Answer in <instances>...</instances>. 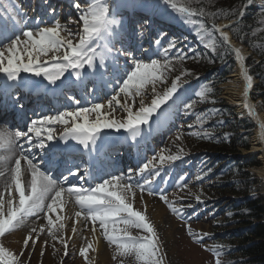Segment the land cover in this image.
Masks as SVG:
<instances>
[{
  "label": "snow or ice",
  "instance_id": "1",
  "mask_svg": "<svg viewBox=\"0 0 264 264\" xmlns=\"http://www.w3.org/2000/svg\"><path fill=\"white\" fill-rule=\"evenodd\" d=\"M170 3L171 0H165ZM247 3H253V0H247ZM77 10L80 11L79 2L76 3ZM176 8V4H172ZM181 13H192L187 6H181L177 9ZM203 13L201 12V15ZM80 21L82 22V34H79L78 42L73 43L71 37L78 33L68 32L67 37L61 36L64 30L57 21L52 27L38 28L33 31L31 29L24 30L21 40L20 34L15 30V26L10 29L8 23L0 21V73L4 74L7 81L13 84L0 85V91H7L10 88L29 87L33 90L39 87V82L29 83L31 77H43L49 84L56 85L69 69L68 73L73 75L75 80L73 83H81L85 76H91L95 79L100 78L101 85H113L115 81V95L107 102L102 104L98 102L92 103L91 107H80V101L75 96H69L76 105V110L57 111L55 114L44 115L38 119H33L27 125V131L18 130L17 127L7 125L0 127V177H5V170L8 161L15 159V164L10 169V177L5 179V188L9 190L7 197L0 194V237L13 233L18 227L26 224L28 218L43 213V218L47 220L48 231L53 240L57 239L56 231L63 230L64 224L59 223V229H55L54 221L50 214L62 210V205L67 201L62 197L66 194L68 197H74L76 205L85 213L87 219L93 222H99V226L103 229L105 238L110 243H116L120 250V255L134 254L139 264H164L159 237L156 234L154 226L148 221L145 214L134 209L131 198L135 195L134 188H140L141 191H148L149 194H155L151 188V181L145 179L143 184H138L133 180V176L143 174L146 170L154 167L152 161H148L137 170L129 169L128 173L121 175L109 174L102 182L96 183L94 187H84V183L91 184L88 179L91 175V166L84 169L81 174L79 166L68 171L67 175L56 180L50 178L49 175L43 173L33 159L28 155L32 151L26 146L33 144L41 150H49L61 155L67 154L70 159H74V152L79 151L82 146L81 163L83 161V153L87 152L91 155L94 147L97 153L105 148L106 139L100 136L102 129L128 132L130 137L139 144L146 136L155 130V126H159L162 122L161 114L165 112L169 102H174L175 93L177 92V83L180 77H176L172 81L171 87L161 95L156 91L155 85L162 82L166 73L171 68L169 52L175 47L174 44L163 49L164 60L152 59L150 63L135 61L131 70L123 69L114 63L118 60L123 50H119L115 55L112 54V45L114 44L113 32L119 27L118 21L109 17L107 5L99 7L93 6L89 10L81 12ZM225 27H231L226 25ZM221 36L225 43L228 41V35L221 29ZM100 40L106 41V52L111 56L113 63L105 61V52H97L92 47L93 42ZM5 41H8L5 44ZM159 45L160 41L157 40ZM235 54L239 60H243L239 49L235 50ZM45 57L46 59H41ZM99 57L100 63L95 61ZM180 60L185 57H178ZM92 69L90 73H82V69ZM111 67L109 73L107 69ZM243 67V66H242ZM30 74L28 79H22L21 74ZM109 78L104 79L105 76ZM245 80L248 84L245 87V94L251 85V77L245 74ZM151 84L154 93L151 103L145 104L144 93L146 87ZM59 86V85H57ZM95 84L93 85V94L95 93ZM10 95V93H8ZM124 96V103H120L119 97ZM197 95L204 97V93ZM136 97H140V107L133 110V106L127 101ZM247 107V105H245ZM191 104H186L185 108L190 109ZM107 109V110H105ZM123 110L126 116L123 119H116L113 112ZM94 114V116H93ZM155 114V120L150 123ZM166 115V114H165ZM59 124L63 126V132L59 137L53 134L55 126ZM148 126L145 132L143 127ZM191 127V125L189 126ZM35 137V140L33 139ZM21 138L25 143H20ZM179 139V137H177ZM75 141V145H70L68 141ZM55 141V143H52ZM61 141H64L61 145ZM99 141V142H98ZM16 151L19 156H16ZM21 159L26 163L25 171L31 175L30 180L25 177L22 184L21 176ZM180 156L172 155L165 158L160 156V163L166 160L175 161ZM149 175H152L149 172ZM159 175V172H156ZM69 177L81 180V186L64 187L69 183ZM87 177V179H85ZM183 179V178H182ZM26 184V187L24 186ZM14 186L18 200L12 196L11 188ZM159 197L165 203H168L167 196L164 191L159 192ZM199 200V197H197ZM169 208L173 213L178 211L177 208L169 204ZM81 212H76L79 217ZM60 217L57 216V221ZM119 223L125 225L124 229H117L114 226ZM140 229L145 235H132L128 229ZM43 231V228H41ZM75 231V229H74ZM111 232V234H110ZM122 232V236L118 235ZM189 235L194 238L196 243H200L203 236L193 233L191 228L188 229ZM33 234L39 236L35 228L24 236L23 245L26 248L30 243L34 246L37 242L33 238ZM206 235V234H205ZM65 245L64 253L68 255L67 241L60 239ZM91 247V245H89ZM87 249H81L80 254L84 256ZM215 252V250H213ZM23 252H21V255ZM215 264H221L218 253ZM43 255V249L41 250ZM0 264H22L19 257L8 250L7 247L0 245Z\"/></svg>",
  "mask_w": 264,
  "mask_h": 264
},
{
  "label": "rangeland",
  "instance_id": "2",
  "mask_svg": "<svg viewBox=\"0 0 264 264\" xmlns=\"http://www.w3.org/2000/svg\"><path fill=\"white\" fill-rule=\"evenodd\" d=\"M5 0H0V10L3 8V3ZM91 1L90 3H86L83 6L80 7V11L77 9L70 14H67V11L65 13L64 19H56V21L52 22V24L48 26H52L55 24V22H60L63 31L68 34V30L73 33H78V35H74L71 37L73 43L78 42L79 34L81 33V29L79 27V24H82L80 21L81 12L84 10H89L93 6H95L97 9L99 7H103L105 4L107 5V8L110 7V1L111 0H88ZM175 2H179L183 4L184 6H187L189 8L193 7L194 3H198L199 0H173ZM209 1H220V0H205V2ZM142 2V0H141ZM151 2V7H156L155 10H163L168 12V14L173 15L174 20H182L184 22V25L190 29L193 33V37H190V43L186 42L183 44H178L177 42L180 41V38L175 36H168L164 34H160L159 37H154L153 41L149 43L148 46H146L147 49L151 48V51L155 53L154 57L147 58V57H135L132 58L133 63L129 67L128 70H131L134 66L135 61H141L143 63H150L152 59H159L161 62L164 60L163 56V49L167 48L169 44H174L175 47L169 52V59L171 61V68L166 73V77L162 82H158L155 87L156 91L160 93L161 95L164 93V91L167 90V88L171 87L172 81L176 79V77H180V80L177 83V92L174 94L175 99H182L184 100L181 102L179 107V122L174 128V130L167 135L165 141L157 147L156 151L152 153V155L149 156L148 161H152V164L155 166L158 165H171L174 163L176 171H179L181 169V159L187 158L191 159L190 164L194 168V171L196 172L197 177H203L201 179V183H194L193 186L191 184L183 182L181 184H175L174 188L172 189V192L174 194L173 198L177 197V199H180V201H177V204L182 207V209L185 210V213H190V208L193 203L190 199H195L194 197L196 193H205L204 199L207 200V203L209 205L215 203L212 209L208 211V214L210 217L207 218V221H202L201 223L195 222V220H188L187 223H174V218L172 214L167 210L166 207H163L167 214L170 217L171 223H173L171 226H168V223L170 221L164 222V225L158 227H154L157 236L159 237V244L161 248V254L163 258L164 264H215L214 254L218 253V258L221 261V264H233V261L235 260L233 256H230L229 250L232 249L233 246H235L237 243L239 245L238 237L236 236V232L238 229H241L245 226L242 220L239 221L238 218H234L233 215L230 212V206L233 203V197L232 193L229 190V181H230V175H226L223 177H219V173L224 171L225 167H222L223 165V155L226 153L224 151L225 143L227 144V139L229 135H235L237 141H247L248 140V147H250L251 143V137L253 134V130L251 134H243L240 135L236 130H227L225 128L231 127L237 124V119L241 117V114H237L234 109H227L222 107H217V103L210 97V92L212 89H203L202 91L198 90V84L196 81H192V84L195 85V90L186 92V84H190L191 79L197 77L200 74H206L207 78L210 79L209 85H211L212 77L217 76L221 74V72L224 69L223 64L217 63V68L215 67V58H223V55L219 52L215 53V58L211 57V59L202 57L203 55L199 54L198 52L194 51V48L202 47L203 53L206 54L207 51L211 50L213 46L220 44L222 40L217 39L218 34H213L208 28H206L205 25L201 23V20L193 19L190 16H184L181 12H179L177 9L172 8L168 9L167 7H162V3H157L156 1H148V3ZM143 3H141L142 5ZM261 4H264V0H261ZM80 6V5H79ZM89 6V7H86ZM182 6V5H179ZM86 7V8H85ZM149 9L148 7H146ZM109 11V10H108ZM193 13V12H192ZM190 15H193V14ZM109 17L112 19H115L119 23V27L122 25V20H118L117 18H114L112 15ZM79 19V20H78ZM226 22V21H221ZM38 28L43 27H36L33 31L37 30ZM66 30V31H65ZM217 36V37H216ZM219 38V37H218ZM24 37L21 36V40H23ZM162 40L159 45L156 44V41ZM195 40V41H194ZM224 41V40H223ZM8 42L6 41L5 44ZM223 44V42H222ZM240 45V44H239ZM143 46V45H142ZM141 46V47H142ZM222 46V45H221ZM243 46V45H242ZM0 47H3V45H0ZM92 47L97 50V52L100 49V45H96L94 42L92 43ZM245 48V51L247 54L245 55L243 59V63H246L249 56V51ZM229 49V48H228ZM214 51V48L212 49ZM232 50V49H231ZM201 51V50H197ZM221 51L224 53L226 50L223 48ZM100 52V51H99ZM233 52V50H232ZM232 56V55H231ZM230 57L226 61L231 60ZM178 57H185V59L180 60ZM147 58V59H146ZM225 58V57H224ZM235 57L233 56V64L230 70L227 72L226 75L223 76V81L221 83V87L228 81L227 75L231 73L234 65H235ZM41 59H46L45 57H42ZM254 59V58H253ZM245 69L247 71V75L251 76L249 67L245 64ZM207 70H209L207 72ZM72 70L69 69V72ZM212 71V75H211ZM65 76H69V74H66ZM33 78V77H31ZM38 80V81H37ZM32 82H39L44 84H49L46 80L43 79V77H36V80H32ZM253 82V79H252ZM186 83V84H185ZM220 87V85L218 86ZM152 85L149 84L144 93V101L146 105H149L151 103V99L154 96V93L152 92ZM221 89V88H220ZM223 88L221 89L220 95H223ZM203 92L204 97H201L197 95V93ZM115 95V91H112L109 98L106 101H103L106 103L108 100L111 99V97ZM188 97V99H186ZM140 97H136L135 101L132 99H129L127 102L133 106V110H137L140 107ZM249 99L254 103V106L256 108L257 112L264 113V109L262 108L259 99L253 100L251 98V94H249ZM120 103H124V96L121 95L119 97ZM102 102V103H103ZM226 100H223V104H225ZM172 103V101L169 102V104ZM191 104L192 107L190 109H186L185 105ZM169 106V105H168ZM235 112V114H231L232 112ZM224 114L227 116L224 117ZM113 115L116 119H123L126 116V113L123 112V110H116L113 112ZM165 115V114H163ZM209 115H212L210 119H208ZM237 115V118H236ZM94 116V115H93ZM152 120H155V114L152 118ZM252 122V120H249V122ZM191 125V127H189ZM217 127V131H213ZM63 129L62 125H56L54 130L56 132ZM254 129V128H253ZM115 134H125L122 130L115 131L114 129L111 130ZM229 132H232L229 134ZM243 133V132H242ZM110 137V135L108 136ZM179 137V139H177ZM223 139L224 145L222 147L220 146V140ZM234 139V138H232ZM239 149L234 154H242V152L245 150L243 148L238 147ZM164 156L167 158L168 156L177 155L180 156V159H177L175 161L166 160L165 163H160V156ZM259 166L260 162L257 159H252L251 161L256 162ZM23 161V160H21ZM231 161V160H230ZM193 162H197L196 164ZM235 162V161H234ZM15 164V160L12 162V167ZM185 168H182L184 173H187L188 175H194V173L189 172ZM231 167V166H230ZM171 168V167H169ZM168 168V169H169ZM235 170L239 169L241 170V164L239 161H236L235 164ZM235 170L231 171V173H234ZM244 171L249 174L248 179L253 180L254 183L250 186V192L251 193H259V195L262 194V191L260 190V184L263 183L264 178L257 176L255 173H251L249 171V168H244ZM153 172V171H151ZM177 175V173H176ZM175 175V179H176ZM23 176V174H22ZM21 176V180L23 181ZM238 179H233V181L240 182V185H244L243 181ZM176 182V181H175ZM174 182V183H175ZM192 187V192L194 191V194H191L190 188ZM140 189V188H139ZM170 189V190H171ZM7 189H5L6 191ZM141 190V189H140ZM136 193V191L134 190ZM142 192L143 200L145 198L152 199V197L145 195L144 191H139V193ZM136 195V194H135ZM4 197H7L8 194H3ZM263 196V195H262ZM16 200H18L17 195L14 196ZM169 197V196H168ZM167 197V198H168ZM202 200V198H199ZM134 200V199H133ZM131 200L133 203L134 209L141 211L143 214L146 215L148 221L151 220L150 216L148 215V207L141 206L138 208L135 205V202ZM159 200V198H158ZM157 201V200H156ZM264 201V200H263ZM141 205V202H139ZM159 204V203H158ZM168 204H171L168 201ZM220 204V205H219ZM218 205V206H217ZM136 207V208H135ZM181 209V210H182ZM54 218V216L59 215V212L50 214ZM85 216L84 214H82ZM63 217V216H62ZM72 217V214L70 218ZM82 225H85V228H88L90 230L89 224L83 222L82 218H79ZM46 221V220H45ZM44 221V222H45ZM78 222V220H77ZM57 223H63L62 220L57 221ZM257 225L262 224L264 225V215L263 218L255 222ZM28 225V224H26ZM119 225V224H118ZM255 225V224H252ZM121 229L125 228V225L121 223L119 225ZM57 229H59V225H55ZM33 227H31L28 232L31 231ZM42 226L35 227L37 232L39 233V236L37 238H34L36 234H33L34 239H39L36 244L40 245L41 247L33 246L31 243L25 248L24 245L20 246L18 249H15L14 251H11L15 253L19 257V261L22 262V264H76L74 260L68 261V259L73 258L74 254L72 253L71 249V242H68L67 237H63L62 239L67 241L68 245V255L65 256L64 248L65 245L60 242V236L61 233L57 232V239L53 240L52 236L49 234L48 231V225H46L45 228H43V231H41ZM170 228V231H167ZM173 228V229H171ZM191 228V231L193 233H197L203 236L202 232L207 233H215V235H206L203 236L202 243H196L194 241V238L189 235L188 229ZM25 229V226L18 227L16 230H22ZM128 231L132 235H145L140 229L136 228H129ZM245 231V230H244ZM78 234L81 236L80 244H82L85 239L86 234H81V232H87V229H84V227H81L80 230L77 229ZM100 233V232H99ZM9 234H6L3 238L8 236ZM45 237L44 242L40 240L41 236ZM120 235V233H118ZM64 236V235H63ZM121 236V235H120ZM218 237V238H216ZM80 238V237H79ZM216 238V240H215ZM100 239L107 240L106 238H102L100 234ZM260 239L258 238V241ZM264 241V239H262ZM102 241V240H100ZM197 244L199 247H204L207 249L208 252L204 253L201 251L198 247L195 246ZM87 245V244H86ZM63 246V247H62ZM52 247V248H51ZM51 250L52 252L48 253L46 249ZM209 248V249H208ZM43 249V255H41V250ZM215 250V252L213 251ZM21 252L23 254L21 255ZM117 255V257H114ZM222 255V257H220ZM234 255V254H233ZM230 258V259H229ZM68 261V262H67ZM108 264H139V262L136 260L134 254H125L120 255V253L114 254L113 257L110 259V262Z\"/></svg>",
  "mask_w": 264,
  "mask_h": 264
},
{
  "label": "bare ground",
  "instance_id": "3",
  "mask_svg": "<svg viewBox=\"0 0 264 264\" xmlns=\"http://www.w3.org/2000/svg\"><path fill=\"white\" fill-rule=\"evenodd\" d=\"M53 1L58 2L61 0H53ZM61 2H63V0ZM253 3H255V0H253ZM38 10H39V17L41 18V16H42L41 14H42V12L44 13L45 10L42 8H39ZM225 26H226V22H222V23H219L218 25H216L215 28L221 29L223 32L227 33V35H228L227 44L233 50V56L235 57L234 58L235 59V66H234L232 72L227 76L228 81L226 83H224V85L222 86V88H223L222 97L224 100H226V104H228L231 107H234V109L237 111V113L243 114L246 117L247 116L251 117V120L255 123V129L253 130V134L251 137L250 147L248 149H245L241 155L243 156L244 159H246V161H248V163L245 165L246 168H249V171L251 173H253V174L255 173L257 176L264 178V113L257 112L255 109L254 103L249 99V92L251 89V85L248 88L247 94H245V87L248 84V81H246L244 77H245V74H247V71L244 67L243 60L241 61L237 58V56L235 54V50L239 49L242 57H245L247 52L245 51V48L243 46L238 45L237 43L232 41V39L230 38L229 33H228ZM79 27H80V29H82V24H79ZM68 31L70 32V30H68ZM218 34L221 36L220 31ZM67 35L68 34H66L63 30L61 31V36L67 37ZM251 84H252V79H251ZM245 105H247V107ZM105 110H107V109H105ZM122 131L124 132V130H122ZM254 158L260 162L259 166H256L257 165L256 160H255L256 162L251 161ZM11 162H12V160L8 161L7 168L5 170V177H0V194H9L8 189L5 191L6 188H5L4 181H5V179L10 177V169L12 167ZM25 169H26V163H25V161H21V171L23 174L22 184H24L25 177H27L29 180L31 178L30 173L25 171ZM248 177H249V174H248ZM24 186L26 187V184ZM260 187H261L260 190L262 191L263 196L251 195L250 192H248L245 189H243L242 192L245 195H249L250 200H252L256 197H260L262 200L261 205L264 207V201H263L264 200V181L262 184H260ZM11 193H12L13 197L16 196L14 186L11 188ZM65 196H67V195H65ZM156 199L157 198H153V199L145 198V200H143L138 195H134L131 198V200H133L135 202V205L138 208H140L141 206H144L147 209V207H148V215L151 218L150 222L152 223V225L154 227H157V226L160 227V226L164 225V222H166L168 220L170 221V217L167 214V212L165 211V209L160 204H158ZM139 202H141V205ZM69 210H71L69 208V206H66V210H64V212H59L58 216L60 217V220H62V222L64 224V228H63V230L56 231V233L57 232L61 233L60 238L67 237L68 242L72 241L71 249H72V253L74 254V256H73V258L68 259V261L74 260V262L76 264H108L110 262V259L113 257L114 254L120 253V250L118 249L116 243H110L108 240L100 239V234L103 238H105V236L103 234V229L100 228L98 230L97 224H96V227L92 225L90 227V230L88 228H85V225H82L81 223H79V221H80L79 217H77V216L75 217L72 215V217L70 218L71 212H68ZM50 217H52V216L50 215ZM52 219L54 221V225H59V223H57L56 216H54V218H52ZM77 220H78V222H77ZM44 221H45V219L43 218V213H38L37 215L28 218V220L26 222V224H28V225H26V224L24 225L25 229H22L21 231L15 230L13 233L9 234L5 238L0 237V245L7 247L9 251H14L15 249H18L20 246H23V238H24V236H26L29 233L28 230L31 227L35 228V227L42 226V228H45L46 225H48L47 220L45 222ZM173 221H174V223H176L175 220H173ZM171 222L172 221H170V223H168V226L169 225L171 226L173 224ZM119 225H115L114 227L117 229H121V228H119L120 227ZM177 226H178V224H177ZM81 227H84V229H87V232H81V234H86L85 235L86 241H84L82 244H80L81 236L77 232V229L80 230ZM55 229H57V227H55ZM74 229H75V231H74ZM171 229H173V228H171ZM167 231H170V228ZM250 231H252V230H249L247 232H250ZM119 233L122 234V232H119ZM110 234H111V232H110ZM34 238H37V236H34ZM40 240L42 242H44L45 237L42 235L40 237ZM100 240H102V241H100ZM38 241H39V239H37V242ZM37 245L38 244H35V246H37ZM89 245H91V247H89ZM41 246H42V244L40 243V245H38L37 247H41ZM81 249H87L84 256H81V254H80ZM46 251L48 253L52 252L51 250H48V248L46 249ZM114 257H117V255H115Z\"/></svg>",
  "mask_w": 264,
  "mask_h": 264
},
{
  "label": "trees",
  "instance_id": "4",
  "mask_svg": "<svg viewBox=\"0 0 264 264\" xmlns=\"http://www.w3.org/2000/svg\"><path fill=\"white\" fill-rule=\"evenodd\" d=\"M246 0H220L209 1L199 0L198 3H194V10L202 12L206 17V20L212 23H216L220 20L235 19ZM264 10L260 12H250L237 23L232 24L229 28L232 38L244 45H246L252 55L259 59L254 63L253 60L248 59L247 63L251 66L250 73L253 74L258 83L255 86L259 92L255 97L261 99V103L264 107ZM237 146H244L243 143L234 142L229 147H224L225 151L232 152ZM235 193H239L235 190ZM245 195H243L244 197ZM261 198L256 197L252 200H244V207H248L252 213L248 217H252L256 220L263 218L264 207L261 205ZM252 220L246 222L250 225ZM250 232L242 234L243 241L241 246L238 247L240 256V262L238 264H264V225L259 224L251 228ZM251 235V236H250ZM258 238L260 239L258 241Z\"/></svg>",
  "mask_w": 264,
  "mask_h": 264
}]
</instances>
